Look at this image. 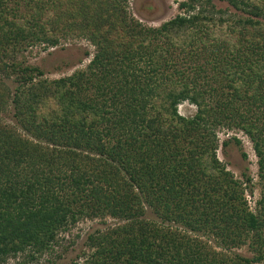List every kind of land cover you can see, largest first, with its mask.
<instances>
[{"label": "trees", "instance_id": "16d2710c", "mask_svg": "<svg viewBox=\"0 0 264 264\" xmlns=\"http://www.w3.org/2000/svg\"><path fill=\"white\" fill-rule=\"evenodd\" d=\"M222 1L237 13L188 0L149 27L129 0H0V73L19 83L16 124L0 120V264L40 260L81 221L107 218L118 224L74 264H264V0ZM68 39L95 47L85 70L48 80L18 64ZM221 130L253 144L254 211L257 185L218 157Z\"/></svg>", "mask_w": 264, "mask_h": 264}, {"label": "rangeland", "instance_id": "374dc122", "mask_svg": "<svg viewBox=\"0 0 264 264\" xmlns=\"http://www.w3.org/2000/svg\"><path fill=\"white\" fill-rule=\"evenodd\" d=\"M184 1L188 0H129L128 10L132 16L140 20L144 25L159 27L163 23L183 14L179 6ZM205 1H210V4L205 2L204 8L207 7L209 9L211 6H215V10L228 13L226 16L237 13L235 9L222 0ZM94 54L95 47L87 40L68 39L61 40L56 47H49L47 44L31 47L18 56V64L24 62L25 65L38 67L44 71V78L55 80L71 76L78 70H85ZM1 82L9 88V94L8 96L6 95L5 99V101H8L9 110L2 114L0 120L8 125H15L16 121L13 118V105L10 103V96L15 93L19 83L16 80V76L7 79L4 74L0 73V84ZM196 112V106L189 102H184L179 106V113L185 117H193ZM218 136L220 140L218 157L222 163L234 174L236 179L246 182L250 178L253 181V185H257L259 181L258 158L249 137L239 131L231 132L226 130L219 131ZM224 141L229 142L227 145H223ZM246 197L249 206L254 211L256 201L260 198L258 185L254 190V194H250V191H248ZM147 217L151 220H157L150 211H148ZM117 224L118 222L111 218L81 221L71 232L60 235L61 245L55 247V251L52 254H46L40 260L27 264H74L78 260L79 255L87 250L85 243L91 234L97 230H107ZM235 252L244 256H251L247 248L237 249ZM24 260V258L19 256L9 259L5 264H21Z\"/></svg>", "mask_w": 264, "mask_h": 264}]
</instances>
